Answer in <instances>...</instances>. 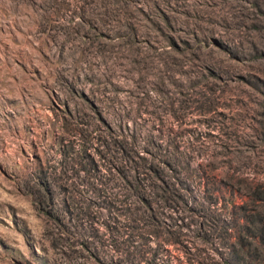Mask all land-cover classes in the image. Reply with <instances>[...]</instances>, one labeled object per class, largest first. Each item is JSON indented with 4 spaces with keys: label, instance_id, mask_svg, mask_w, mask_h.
I'll return each instance as SVG.
<instances>
[{
    "label": "rangeland",
    "instance_id": "374dc122",
    "mask_svg": "<svg viewBox=\"0 0 264 264\" xmlns=\"http://www.w3.org/2000/svg\"><path fill=\"white\" fill-rule=\"evenodd\" d=\"M0 264H264V0H0Z\"/></svg>",
    "mask_w": 264,
    "mask_h": 264
}]
</instances>
